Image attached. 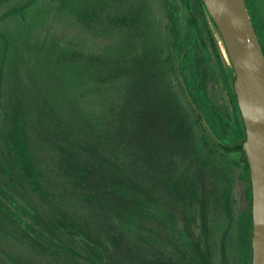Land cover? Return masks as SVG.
<instances>
[{"label":"trees","instance_id":"16d2710c","mask_svg":"<svg viewBox=\"0 0 264 264\" xmlns=\"http://www.w3.org/2000/svg\"><path fill=\"white\" fill-rule=\"evenodd\" d=\"M191 1L195 14L186 20L190 27L184 25L178 33L177 14L169 0H0V106L14 62L31 68L36 89L31 108L9 127L23 160L28 206L0 181V209L15 216L4 203L11 199L33 222H23L26 228L48 242L44 248L55 249L39 264H60L57 253L84 256L73 233L75 223L84 236L93 230L101 233L92 229L83 204L84 197L92 202L88 187L116 184L119 197L136 194L135 187L121 184L120 176L101 173L106 183L97 177L127 117L134 123L136 153L147 169H157L162 183L171 182L177 161L186 165L173 181L178 180L177 191L185 187L183 195L200 199L207 241L218 229V219L210 217L211 201L216 202L217 196L230 199L231 218L241 225V245L239 251L231 243L229 249L225 245L228 251L223 256L232 264H252V177L242 148L246 130L234 69L221 35L228 59L214 35L211 24L219 31L203 0ZM246 3L264 50V0ZM46 9L50 22L43 37L32 32L29 19ZM193 42L207 49L212 72L228 96L232 122L222 125L217 119ZM138 100L143 102L140 109L134 104ZM234 152L241 156L232 157ZM0 172H5L3 167ZM220 173L227 177L223 182ZM82 204L77 212L85 224L71 215ZM0 230L7 232L1 221ZM63 237L71 241L57 243ZM88 246L95 255L104 244ZM203 260L210 263L205 253Z\"/></svg>","mask_w":264,"mask_h":264},{"label":"rangeland","instance_id":"374dc122","mask_svg":"<svg viewBox=\"0 0 264 264\" xmlns=\"http://www.w3.org/2000/svg\"><path fill=\"white\" fill-rule=\"evenodd\" d=\"M169 1L177 14V31L181 33L184 25L186 28L190 27L186 20L195 14L192 1ZM47 10L42 12L38 10L33 14L36 16L29 19L32 32L36 35L42 34L45 37L48 33L47 25L50 20ZM211 27L227 58L224 44L220 40V33L212 24ZM191 47H195L196 57L205 69L207 92L216 107L217 119L222 125H225L226 120L232 122L228 96L217 76L212 72L207 49L200 44L195 45L194 42ZM30 69L26 63L11 64L5 80L4 103L0 106V167L10 173L0 172V181L20 204L25 203L27 206L28 200L26 201L23 187L28 189V184L23 170V160L12 143L9 127L13 126L18 115L27 113L36 97ZM134 104L138 109L143 106L141 100ZM7 116L9 120H6ZM127 122L126 128L124 126V129L116 135L115 146L111 147V152L108 154V163H103L105 168L98 170L97 177L101 176L106 183L101 173L115 179L120 176L124 180L121 184L132 185L135 187L136 194L119 197L114 191L118 189L116 184L111 186L98 184L88 187L92 202H88L84 197L83 204L91 216L92 229L95 227L101 233L95 234L93 230L88 233V236H84L81 234V225L75 223L73 233L76 236V242L81 245L80 249L85 251L84 256L80 255L82 257L80 259L77 255L67 252V256H62L63 253L60 250L61 254L56 255L57 261L60 264H88L86 261L89 264H150V262L205 264L203 260L205 253L210 260L209 264H232L225 259L223 251L226 249L225 245L227 249L230 248V243L232 248L234 247L233 250L239 251L241 225L231 218L230 199L217 196L216 202L211 201L210 217L218 219L216 226L218 229L215 233L210 232V240L207 241L203 234L200 199L191 193L185 195V192L183 195L185 187H182L179 192L177 191L178 180L173 181L180 177L176 172L186 165L181 160L177 161L171 182L162 183V177L160 178L157 169H147L143 165L144 161L140 160L139 154L136 153V142L132 139L134 126L132 118L127 117ZM231 155L239 158L241 153L234 152ZM96 161L100 165L101 162ZM221 174H219V180L223 182L227 177ZM200 186H202L201 183L198 187ZM94 195H97V198H94ZM4 203L16 215L0 209V221L7 229V232L0 230V246L3 247V250L0 247V264H39L42 258L54 255L55 249L44 248L43 245H47L48 242L36 237L24 225L23 222L33 223L27 213L14 207L11 199ZM83 204L81 207L75 206L71 215L74 219L80 218L81 223L85 224L83 216H80L82 214L77 212L83 208ZM208 227L210 228L209 225ZM62 239L64 240H57V243L68 244L71 241L68 237ZM94 243H103L104 247L98 249L97 254L92 255L88 245ZM88 254L93 258H89Z\"/></svg>","mask_w":264,"mask_h":264},{"label":"water","instance_id":"95a60500","mask_svg":"<svg viewBox=\"0 0 264 264\" xmlns=\"http://www.w3.org/2000/svg\"><path fill=\"white\" fill-rule=\"evenodd\" d=\"M234 69L253 189L252 264H264V50L246 0H203Z\"/></svg>","mask_w":264,"mask_h":264}]
</instances>
